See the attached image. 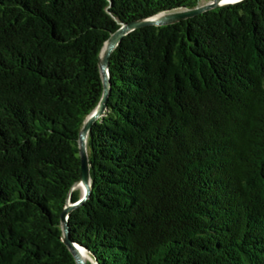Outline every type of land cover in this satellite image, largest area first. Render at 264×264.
Listing matches in <instances>:
<instances>
[{"label":"trees","instance_id":"trees-1","mask_svg":"<svg viewBox=\"0 0 264 264\" xmlns=\"http://www.w3.org/2000/svg\"><path fill=\"white\" fill-rule=\"evenodd\" d=\"M200 2L0 0V264H76L61 214L100 54L121 25ZM108 73L70 240L96 264H264V0L139 28Z\"/></svg>","mask_w":264,"mask_h":264},{"label":"water","instance_id":"water-1","mask_svg":"<svg viewBox=\"0 0 264 264\" xmlns=\"http://www.w3.org/2000/svg\"><path fill=\"white\" fill-rule=\"evenodd\" d=\"M240 1L242 0H235V1H228V2H226V0H214L212 3L206 4L194 10L183 11L180 13H173V14H167V15L161 14V15H158L152 18L155 20L150 19V20H143V21H137V22H133L129 24H124V25H121V27L109 37L108 41L106 42L100 54V59H99V69L101 72V78L103 82V95H102V98H101V101L98 107L87 118L80 132V136H79V155H80L81 172H80V179L72 190L76 189L77 186H80L83 188L84 191L82 195L80 196V199L76 203H71L70 200H68L65 206V209L63 210L61 214L63 243L68 248L71 255L73 256L76 264H87V263L96 264L94 261L92 263L84 261L79 255V252L77 250L82 249L85 252H87V250L73 243L70 240L69 228H68V218H69L71 211L74 210L75 208L80 207L85 201H87L91 193V181L89 177V164H88V156H87V149H86V141H87V135L89 131L91 130L93 124L98 119H100L106 111V102H107L108 95L110 92L108 62H109V56L111 55L112 51L118 46L120 41L126 35H128L129 33L139 28L150 26V25H153V26L172 25L180 21L200 15L204 12H207L219 6L234 4Z\"/></svg>","mask_w":264,"mask_h":264},{"label":"bare ground","instance_id":"bare-ground-1","mask_svg":"<svg viewBox=\"0 0 264 264\" xmlns=\"http://www.w3.org/2000/svg\"><path fill=\"white\" fill-rule=\"evenodd\" d=\"M228 1H235V0H226V2ZM152 20H155V19H152ZM79 188H81V192H83V188L78 186ZM79 252V255L81 256V258L84 260V261H87L89 260V254L87 252H85L84 250L80 249V250H77Z\"/></svg>","mask_w":264,"mask_h":264},{"label":"rangeland","instance_id":"rangeland-1","mask_svg":"<svg viewBox=\"0 0 264 264\" xmlns=\"http://www.w3.org/2000/svg\"><path fill=\"white\" fill-rule=\"evenodd\" d=\"M204 4H206V2H205L204 0H201V2H200V6H202V5H204ZM76 189L79 190V191H80V195H82L83 192H81V188H79V187L77 186ZM88 259H89V260H87V262H90V263L93 262V260L90 258V256H89Z\"/></svg>","mask_w":264,"mask_h":264}]
</instances>
